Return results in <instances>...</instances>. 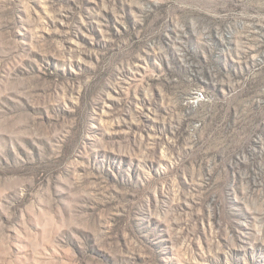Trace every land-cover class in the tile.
<instances>
[{"label":"rangeland","instance_id":"1","mask_svg":"<svg viewBox=\"0 0 264 264\" xmlns=\"http://www.w3.org/2000/svg\"><path fill=\"white\" fill-rule=\"evenodd\" d=\"M0 264H264V0H0Z\"/></svg>","mask_w":264,"mask_h":264}]
</instances>
